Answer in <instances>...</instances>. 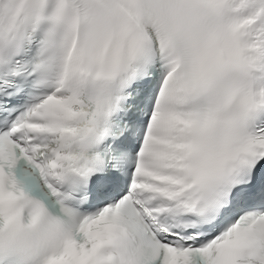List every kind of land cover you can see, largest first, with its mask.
Wrapping results in <instances>:
<instances>
[{"label": "snow or ice", "instance_id": "1", "mask_svg": "<svg viewBox=\"0 0 264 264\" xmlns=\"http://www.w3.org/2000/svg\"><path fill=\"white\" fill-rule=\"evenodd\" d=\"M0 264H264V0H0Z\"/></svg>", "mask_w": 264, "mask_h": 264}]
</instances>
